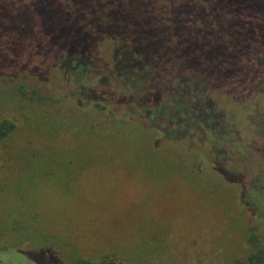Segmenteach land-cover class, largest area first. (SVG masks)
Returning a JSON list of instances; mask_svg holds the SVG:
<instances>
[{"label":"rangeland","instance_id":"374dc122","mask_svg":"<svg viewBox=\"0 0 264 264\" xmlns=\"http://www.w3.org/2000/svg\"><path fill=\"white\" fill-rule=\"evenodd\" d=\"M92 77V99L0 79V123L13 126L0 137V264H248L264 192L241 142L183 145L168 114Z\"/></svg>","mask_w":264,"mask_h":264},{"label":"trees","instance_id":"16d2710c","mask_svg":"<svg viewBox=\"0 0 264 264\" xmlns=\"http://www.w3.org/2000/svg\"><path fill=\"white\" fill-rule=\"evenodd\" d=\"M99 70L116 98L168 114L183 145L238 139L264 192V0H0V79L92 99ZM12 130L0 123V137ZM250 242L248 264H264V233Z\"/></svg>","mask_w":264,"mask_h":264}]
</instances>
